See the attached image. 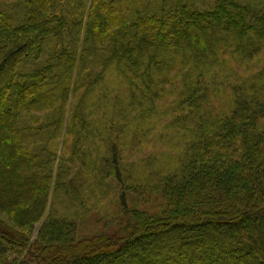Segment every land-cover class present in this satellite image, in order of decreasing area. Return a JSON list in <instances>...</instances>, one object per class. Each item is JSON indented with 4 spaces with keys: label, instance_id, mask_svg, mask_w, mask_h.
<instances>
[{
    "label": "trees",
    "instance_id": "16d2710c",
    "mask_svg": "<svg viewBox=\"0 0 264 264\" xmlns=\"http://www.w3.org/2000/svg\"><path fill=\"white\" fill-rule=\"evenodd\" d=\"M0 264H264V0H0Z\"/></svg>",
    "mask_w": 264,
    "mask_h": 264
},
{
    "label": "rangeland",
    "instance_id": "374dc122",
    "mask_svg": "<svg viewBox=\"0 0 264 264\" xmlns=\"http://www.w3.org/2000/svg\"><path fill=\"white\" fill-rule=\"evenodd\" d=\"M112 191L113 190L111 189L108 191L109 194L107 195L109 196L106 195L102 197L101 195L102 193H100V195H98L96 198L94 197L90 198V201L87 203L88 206L85 210L86 212L84 213L87 222L84 223L85 226H83L82 231L85 236L94 235L105 231V229L102 226L103 223L109 220L110 217L116 212V209H118V207L120 206L117 192L114 193V191L113 192ZM50 209L51 207L49 208V210ZM41 223L36 226V231L34 232L33 239L37 236Z\"/></svg>",
    "mask_w": 264,
    "mask_h": 264
}]
</instances>
